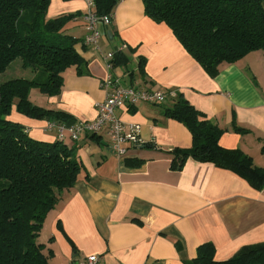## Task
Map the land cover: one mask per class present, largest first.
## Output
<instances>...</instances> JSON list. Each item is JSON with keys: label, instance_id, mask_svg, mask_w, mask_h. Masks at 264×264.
<instances>
[{"label": "crops", "instance_id": "0c3cea01", "mask_svg": "<svg viewBox=\"0 0 264 264\" xmlns=\"http://www.w3.org/2000/svg\"><path fill=\"white\" fill-rule=\"evenodd\" d=\"M88 8L86 0H51L47 19L85 14ZM82 16L67 26V34L81 40L87 34ZM99 29L100 50L79 44L86 62L81 72L71 67L64 73L58 96L33 89L30 100L35 105L68 114L72 118L67 124L92 122L97 105L107 97L103 83L109 76L124 87L174 90L226 130L222 147L239 149L264 168L262 51L223 63L211 78L166 24L145 15L141 0L118 4L112 23L115 39L112 35L110 40L103 25ZM117 49L128 63L109 70L103 55ZM25 71L27 75L17 78L34 77ZM117 115L125 124L140 125L145 143L118 157L105 134L96 136L101 143L92 136L66 139L65 144L77 148L84 169L44 223L40 241L46 254L53 252L49 264H77L90 255L99 256L101 264H187L205 243L215 246V259L222 262L246 246L264 244V190L234 172L193 159L181 171H172L170 152L190 148L192 136L183 124L165 117L161 107L140 103L133 112L118 110ZM11 118L25 125L33 139L57 140L55 132L45 131L48 121L30 119L15 108ZM233 122L248 133H235Z\"/></svg>", "mask_w": 264, "mask_h": 264}, {"label": "trees", "instance_id": "16d2710c", "mask_svg": "<svg viewBox=\"0 0 264 264\" xmlns=\"http://www.w3.org/2000/svg\"><path fill=\"white\" fill-rule=\"evenodd\" d=\"M86 1L88 7L91 1L97 16L111 15L113 19L122 0ZM141 1L145 15L166 24L211 78L218 76L223 63H235L255 51L264 53V0ZM50 4L51 0H0V76L17 59L22 60L23 69L34 73L32 79L14 78L0 84V264H49L53 252L46 254L40 241L44 223L61 193L76 185L84 169L76 147L58 138L54 142L33 139L25 125L11 118L14 108L39 121L67 124L72 118L35 105L30 93L38 89L46 96H58L64 73L71 67L80 73L86 65L77 46L87 47L88 33L83 40L77 39L67 34V26L82 15L84 20L90 7L85 14L48 20ZM104 28L115 39L112 25ZM111 53L112 68L127 65L123 51ZM144 65L141 59V74ZM134 77L131 73L132 80ZM156 106L163 109L165 117L183 124L192 136L190 148L170 152L172 171H181L187 160L193 159L234 172L254 189L264 190V168L256 166L243 151L222 147L220 141L226 130L198 111L180 92L167 104ZM134 110L135 107L129 111ZM232 127L237 134L248 133L235 122ZM96 136L92 139L101 143ZM215 255V246L205 243L187 264H264V244L246 246L222 262L216 261Z\"/></svg>", "mask_w": 264, "mask_h": 264}, {"label": "built area", "instance_id": "2783aa9c", "mask_svg": "<svg viewBox=\"0 0 264 264\" xmlns=\"http://www.w3.org/2000/svg\"><path fill=\"white\" fill-rule=\"evenodd\" d=\"M89 1V11L84 16L86 31L88 33L85 40L87 47L93 50H100V40L103 32L99 29L100 24L105 27L112 25L111 15L99 17L91 9ZM103 59L109 70H112L111 60L113 53L103 55ZM107 92L106 99L97 105L98 116L92 122H76L73 124H62L50 121L47 123L45 131L55 132L57 138L66 141L69 137L71 141L77 142L84 136H94L105 134L109 140L112 153L118 157L127 155L130 148L141 147L144 140L141 136V126L138 124H125L117 115L118 110L129 111L140 103L152 105L166 104L176 96L174 90L143 89L139 87H124L117 79L109 76L103 83ZM77 264H101L97 255L87 256Z\"/></svg>", "mask_w": 264, "mask_h": 264}, {"label": "rangeland", "instance_id": "374dc122", "mask_svg": "<svg viewBox=\"0 0 264 264\" xmlns=\"http://www.w3.org/2000/svg\"><path fill=\"white\" fill-rule=\"evenodd\" d=\"M28 71H25V69H23L22 67V60L21 59H17L15 62H13L9 69L0 76V84L7 82L11 79L20 77L19 75H23V77L25 75H27ZM36 101L39 100L38 97H36L35 99Z\"/></svg>", "mask_w": 264, "mask_h": 264}, {"label": "water", "instance_id": "95a60500", "mask_svg": "<svg viewBox=\"0 0 264 264\" xmlns=\"http://www.w3.org/2000/svg\"><path fill=\"white\" fill-rule=\"evenodd\" d=\"M108 36L110 37V40H113V38H112V33H111V32H108ZM103 144H104V146H108L107 143H103Z\"/></svg>", "mask_w": 264, "mask_h": 264}]
</instances>
